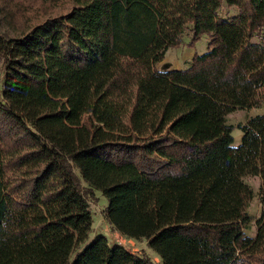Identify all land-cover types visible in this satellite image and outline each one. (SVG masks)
Listing matches in <instances>:
<instances>
[{"label":"trees","instance_id":"1","mask_svg":"<svg viewBox=\"0 0 264 264\" xmlns=\"http://www.w3.org/2000/svg\"><path fill=\"white\" fill-rule=\"evenodd\" d=\"M0 68V264H264V113L227 121L264 102V0H0ZM96 191L160 263L90 237Z\"/></svg>","mask_w":264,"mask_h":264},{"label":"rangeland","instance_id":"2","mask_svg":"<svg viewBox=\"0 0 264 264\" xmlns=\"http://www.w3.org/2000/svg\"><path fill=\"white\" fill-rule=\"evenodd\" d=\"M227 8L230 11L236 13L237 9L235 7L223 6L220 14L222 15L223 10ZM228 15V12L226 13ZM229 14H231L229 12ZM223 17V16H222ZM188 33L185 34V37H188ZM253 41H257V38H254ZM184 45V44H183ZM206 47V37L202 36L200 40L196 42L194 48L197 51H204ZM174 57V54H171ZM172 60V59H171ZM167 66H170L168 63L161 64L160 69H167ZM2 87V70L0 68V89ZM264 113V102L259 107H251L247 109H236L233 112L227 115L228 123L232 124L234 127L231 131L233 137V145L237 146L240 144L241 137L243 135L242 129L236 127L238 123H244L248 118L255 116L257 114ZM245 181L252 187L254 196L250 201L248 212L252 217L251 222L247 225V228L244 229L245 233L249 236H254L256 233L255 228V219L259 216L260 213V199H259V185L260 180L258 176H246ZM96 201H90V208L93 214V225L90 233L91 238H95L99 235H103L107 238L108 242L111 245H122L127 250L131 252H140L142 250L146 251L153 261L160 263V256L152 251L146 244L144 240H137L132 237H128L120 234L118 231L111 230L108 223L103 217L102 209L107 203L106 198L98 191H96Z\"/></svg>","mask_w":264,"mask_h":264},{"label":"crops","instance_id":"3","mask_svg":"<svg viewBox=\"0 0 264 264\" xmlns=\"http://www.w3.org/2000/svg\"><path fill=\"white\" fill-rule=\"evenodd\" d=\"M195 51L197 50L194 47H188L186 45L169 48L166 51L163 60L157 66L161 67V64L168 63L170 66H167V69H181L184 67L185 62L193 57ZM172 53L174 54V57L171 56Z\"/></svg>","mask_w":264,"mask_h":264}]
</instances>
